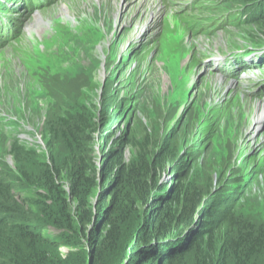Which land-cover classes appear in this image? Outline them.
I'll return each instance as SVG.
<instances>
[{"label": "rangeland", "instance_id": "374dc122", "mask_svg": "<svg viewBox=\"0 0 264 264\" xmlns=\"http://www.w3.org/2000/svg\"><path fill=\"white\" fill-rule=\"evenodd\" d=\"M0 1L8 11L0 12V24L8 25L0 32V170L18 180L16 141L42 156L52 120L64 118L66 110L87 112L96 121L88 146L99 165L114 144L122 145L128 165L169 147L177 157L166 162L159 183L169 190L191 170L188 183H200L207 207L199 226L208 218L204 210L208 216L234 210L264 228V120L248 130L264 102V37L259 25L248 22L264 12V0L253 6V0H107L102 6L93 0H36L40 8L32 12L25 0ZM40 16L43 21L34 22ZM9 29L15 33L7 36ZM254 54L256 60L248 58ZM224 60L238 68L249 62L263 73L234 79L228 62L218 66ZM215 77L225 82L221 89H215ZM245 101L258 106L246 108ZM106 135L113 140L106 142ZM53 143L65 157L62 141ZM238 171L257 174L258 181L232 205L226 196L229 172ZM14 182L17 191L35 194ZM41 232L59 244L63 257L77 250L54 227ZM227 262L237 264L232 256ZM249 264H264V255Z\"/></svg>", "mask_w": 264, "mask_h": 264}, {"label": "trees", "instance_id": "16d2710c", "mask_svg": "<svg viewBox=\"0 0 264 264\" xmlns=\"http://www.w3.org/2000/svg\"><path fill=\"white\" fill-rule=\"evenodd\" d=\"M33 1L25 0L27 11L40 8ZM256 1L263 0L249 5ZM253 20L248 24L259 25L257 31L264 37V12ZM7 26L0 24V32L8 30ZM11 30L15 33L9 29L5 35ZM237 65L236 73V66L229 65L230 75L253 70L249 62ZM219 67L223 69L225 62ZM109 109L104 110L105 116ZM59 117L46 132L51 138L42 156L16 141L12 155L20 166L18 180L0 170V264H229V256L237 264H249L264 255V228L237 217L234 210L210 216L204 210L208 218L199 226L201 208L207 207L200 183H188L191 170L183 172L169 190L168 184L159 183L166 162L177 157L169 147L152 156L142 155L128 165L122 145L114 144L99 165L88 146L97 127L95 117L69 110L64 118ZM104 139L111 142L113 137ZM53 140L62 141L65 157L55 152ZM240 172L234 176L229 172L226 196L232 205L258 181L257 174ZM14 181L30 186L35 194L17 191ZM49 226L77 250L63 257L59 244L41 232ZM218 242L224 244L219 247Z\"/></svg>", "mask_w": 264, "mask_h": 264}, {"label": "bare ground", "instance_id": "6f19581e", "mask_svg": "<svg viewBox=\"0 0 264 264\" xmlns=\"http://www.w3.org/2000/svg\"><path fill=\"white\" fill-rule=\"evenodd\" d=\"M93 1H96L99 5H101L102 6V4L105 2H107V0H93ZM119 1V0H118ZM157 1L158 0H148V2H154L155 4L157 3ZM155 13H156V15H159L160 14V11H157V10H155ZM66 15V14H65ZM42 22L43 21V17L42 16H40V17H37V19L34 21V22ZM29 26V25H28ZM33 27V26H32ZM30 30V29H29ZM28 31V30H27ZM26 31V32H27ZM259 57V55H251V56H249L248 58H250V59H257ZM221 63L222 62H220L219 64H218V66H220L221 65ZM231 72V71H230ZM221 73V72H220ZM220 75V74H219ZM222 76V75H221ZM229 76H230V74H229ZM222 81V79L219 77V78H217V77H215L214 78V80H213V84H215V89H221V87L223 86V85H225V82H221ZM234 86L231 84L230 85V88H233ZM245 102H247V101H245ZM249 102H247L246 104H248ZM262 103H264L263 101H261V102H259V108L260 109H258L259 111H258V113H257V115H255L253 118H252V120L249 122V125H248V130L253 126V128H252V130L254 129V130H256V128H255V125H257V127L258 126H260L261 125V123H259L261 120H264V107H262ZM245 104V103H244ZM246 104L244 105V106H246ZM258 104V102L257 103H249V106L247 105V107L246 108H249V109H254V108H256V106H258L257 105ZM251 107V108H250Z\"/></svg>", "mask_w": 264, "mask_h": 264}]
</instances>
